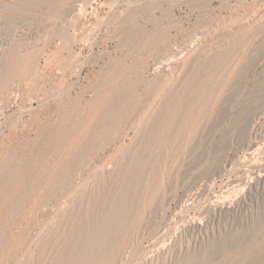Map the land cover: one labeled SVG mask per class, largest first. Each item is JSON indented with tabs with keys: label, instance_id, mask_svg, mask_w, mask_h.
<instances>
[{
	"label": "rangeland",
	"instance_id": "1",
	"mask_svg": "<svg viewBox=\"0 0 264 264\" xmlns=\"http://www.w3.org/2000/svg\"><path fill=\"white\" fill-rule=\"evenodd\" d=\"M0 264H264V0H0Z\"/></svg>",
	"mask_w": 264,
	"mask_h": 264
},
{
	"label": "bare ground",
	"instance_id": "2",
	"mask_svg": "<svg viewBox=\"0 0 264 264\" xmlns=\"http://www.w3.org/2000/svg\"><path fill=\"white\" fill-rule=\"evenodd\" d=\"M73 10H74V9H73ZM192 50H193V49H192ZM192 50H191V51H192ZM252 147H253V146H252ZM250 152H251V151H250Z\"/></svg>",
	"mask_w": 264,
	"mask_h": 264
}]
</instances>
